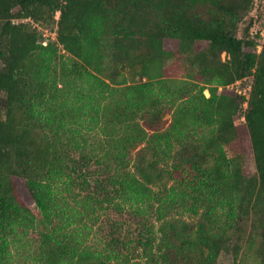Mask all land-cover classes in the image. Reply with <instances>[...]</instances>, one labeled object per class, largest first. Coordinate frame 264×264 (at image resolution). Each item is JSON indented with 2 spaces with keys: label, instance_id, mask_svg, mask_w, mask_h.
<instances>
[{
  "label": "trees",
  "instance_id": "obj_1",
  "mask_svg": "<svg viewBox=\"0 0 264 264\" xmlns=\"http://www.w3.org/2000/svg\"><path fill=\"white\" fill-rule=\"evenodd\" d=\"M253 1L0 0V264L12 243L30 249L32 231L36 264H126L87 243L60 192L72 173L95 204L157 205L144 264H220L224 252L233 264H264V41L258 53L249 27L238 36ZM25 20L56 23L55 39L44 45ZM171 41L196 72L188 79L165 75ZM249 77L248 98L228 89ZM240 115L253 176L225 149ZM103 139L117 142L115 154L99 153ZM178 212L198 220H170Z\"/></svg>",
  "mask_w": 264,
  "mask_h": 264
},
{
  "label": "rangeland",
  "instance_id": "obj_2",
  "mask_svg": "<svg viewBox=\"0 0 264 264\" xmlns=\"http://www.w3.org/2000/svg\"><path fill=\"white\" fill-rule=\"evenodd\" d=\"M25 21L31 22L32 28L38 30L44 37L45 42L55 39L57 31L56 23L42 25L35 24L31 20ZM248 27L250 36L257 43L255 50L259 53L262 50L264 41V0L253 1L250 9L243 15L239 23L238 36L242 37L244 30ZM169 45L176 55L166 63L165 75L167 77L186 79L190 78L189 75L193 76L196 72L189 68L185 60L186 58L180 54L178 42L171 41ZM206 46L207 43H198L195 48L196 50H202ZM222 57L224 58L225 54ZM252 82L253 78L249 77L242 81H237L228 87V89L247 96L251 90ZM206 95H209V93H206ZM0 98V102H2L3 99L2 97ZM236 123L239 128V137L225 147L226 153L229 158L241 160L246 176H253L256 174L257 169L250 132L246 120L242 115L237 118ZM116 145L117 142L115 141H106L103 139L101 146H98L99 153L107 156L108 154L113 155L115 154L113 153V146ZM72 176L73 181H70V178H66V183L61 186L60 192L66 197L69 205L81 213L82 220L78 225L89 230L87 243L98 250H103L107 246H110L111 250L114 249L122 255V260H126V264H144L146 257L143 248L146 236H154L161 225L156 213L157 205L153 202L139 205L131 203L117 205L120 204L117 199H109V201L103 200L102 204H95V199L92 201L89 198V195L93 196V198L97 197L93 187L89 186L87 188L86 186V189L80 188L77 173H72ZM15 184L22 201L38 217L39 211L26 187L25 180L15 178ZM170 220L174 222L186 221L187 223L195 224L198 218L189 212H178L172 214ZM30 238H34L33 244L30 249L24 250L23 252L19 250L17 243L11 244L12 258L9 264H36L34 258L39 247V235L37 232L32 231ZM219 262L220 264H233L232 254L229 252L222 253ZM112 264L125 263L120 259L113 260Z\"/></svg>",
  "mask_w": 264,
  "mask_h": 264
},
{
  "label": "built area",
  "instance_id": "obj_3",
  "mask_svg": "<svg viewBox=\"0 0 264 264\" xmlns=\"http://www.w3.org/2000/svg\"><path fill=\"white\" fill-rule=\"evenodd\" d=\"M59 18V13H57V15H56V19H58ZM44 45H46L47 44V42H45L44 41V43H43ZM258 47H260V46H258ZM246 95V94H245ZM247 98H248V95L246 96ZM247 106V103H245V107Z\"/></svg>",
  "mask_w": 264,
  "mask_h": 264
}]
</instances>
